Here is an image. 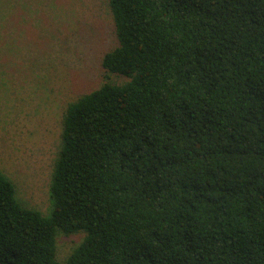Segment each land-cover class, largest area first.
I'll return each mask as SVG.
<instances>
[{
	"label": "trees",
	"instance_id": "16d2710c",
	"mask_svg": "<svg viewBox=\"0 0 264 264\" xmlns=\"http://www.w3.org/2000/svg\"><path fill=\"white\" fill-rule=\"evenodd\" d=\"M107 1V80L66 106L49 212L0 171V264H264V0Z\"/></svg>",
	"mask_w": 264,
	"mask_h": 264
},
{
	"label": "rangeland",
	"instance_id": "374dc122",
	"mask_svg": "<svg viewBox=\"0 0 264 264\" xmlns=\"http://www.w3.org/2000/svg\"><path fill=\"white\" fill-rule=\"evenodd\" d=\"M9 1L17 28L0 29V171L22 204L47 214L66 106L107 80L99 59L116 38L107 0ZM83 238L59 233L58 259Z\"/></svg>",
	"mask_w": 264,
	"mask_h": 264
}]
</instances>
